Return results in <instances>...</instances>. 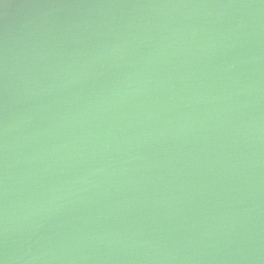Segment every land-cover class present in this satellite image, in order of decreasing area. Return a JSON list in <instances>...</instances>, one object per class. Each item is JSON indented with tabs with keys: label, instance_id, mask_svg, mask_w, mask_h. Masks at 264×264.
Instances as JSON below:
<instances>
[{
	"label": "water",
	"instance_id": "obj_1",
	"mask_svg": "<svg viewBox=\"0 0 264 264\" xmlns=\"http://www.w3.org/2000/svg\"><path fill=\"white\" fill-rule=\"evenodd\" d=\"M0 264H264V0H0Z\"/></svg>",
	"mask_w": 264,
	"mask_h": 264
}]
</instances>
